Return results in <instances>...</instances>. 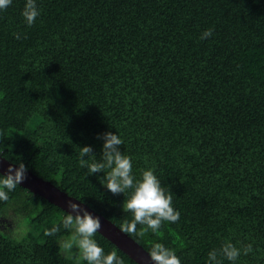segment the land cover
Returning a JSON list of instances; mask_svg holds the SVG:
<instances>
[{
  "label": "trees",
  "instance_id": "obj_1",
  "mask_svg": "<svg viewBox=\"0 0 264 264\" xmlns=\"http://www.w3.org/2000/svg\"><path fill=\"white\" fill-rule=\"evenodd\" d=\"M25 3L0 10V154L121 228L128 194L79 164L84 146L100 159L97 137L111 131L134 177L154 167L180 212L158 233L128 235L181 264H207L225 240L251 243L235 264H264V0H36L31 26ZM8 196L0 215L27 226L0 230V264H75L59 248L67 212L20 185Z\"/></svg>",
  "mask_w": 264,
  "mask_h": 264
},
{
  "label": "clouds",
  "instance_id": "obj_2",
  "mask_svg": "<svg viewBox=\"0 0 264 264\" xmlns=\"http://www.w3.org/2000/svg\"><path fill=\"white\" fill-rule=\"evenodd\" d=\"M11 3L12 0H0V10H6ZM39 15L36 0H26L22 16L27 25L31 26ZM14 35L16 39H20L19 33ZM211 35L212 29H207L200 38L207 39ZM97 138L104 141L100 159L93 154L91 146H84L80 147L79 164L87 169L89 175L104 173L107 170L102 185L113 195L128 194L123 203V210L131 212L133 218L124 222L121 231L143 237L149 230L158 233L165 222L177 223L180 212L173 207L172 192L162 187L154 167L142 170L140 178H135L132 172V157L120 151L119 146L124 143L120 136L109 131L98 135ZM27 172L23 162L18 166L9 164L6 173L0 174V201L9 199L8 193L27 179ZM67 207L70 212L63 216L61 224L63 229L71 234L59 244L66 258L75 259V264H81V261L87 264H124L116 251L105 254L104 249L94 239L101 228L100 218L71 200L67 202ZM137 225L143 226L139 232ZM60 227L53 225L46 230L45 235H55L60 231ZM74 248L77 251L74 252ZM251 252V243L237 247L231 240H225L219 249L209 251L207 264H223V259L235 264L241 254L248 255ZM148 255L153 264H181L175 250L159 242L152 243Z\"/></svg>",
  "mask_w": 264,
  "mask_h": 264
},
{
  "label": "water",
  "instance_id": "obj_3",
  "mask_svg": "<svg viewBox=\"0 0 264 264\" xmlns=\"http://www.w3.org/2000/svg\"><path fill=\"white\" fill-rule=\"evenodd\" d=\"M9 164H12L13 166H18V164L6 159L0 154L1 174L6 173ZM20 186L40 195L41 197H43L50 203L58 206L65 212H70V209L67 207V202L69 200L81 204V206L86 208L92 215L100 218L101 228L99 229L98 233H100L104 238H106L116 248L126 254L137 264H153L148 255V251L134 238H132L127 233L121 231V228L115 223H113L111 220L104 217L102 214L98 213L79 199L69 195L67 192L62 191L52 182L45 180L28 170L27 179L23 181Z\"/></svg>",
  "mask_w": 264,
  "mask_h": 264
},
{
  "label": "rangeland",
  "instance_id": "obj_4",
  "mask_svg": "<svg viewBox=\"0 0 264 264\" xmlns=\"http://www.w3.org/2000/svg\"><path fill=\"white\" fill-rule=\"evenodd\" d=\"M24 220L15 215H0V230L13 237L20 236L27 226Z\"/></svg>",
  "mask_w": 264,
  "mask_h": 264
}]
</instances>
